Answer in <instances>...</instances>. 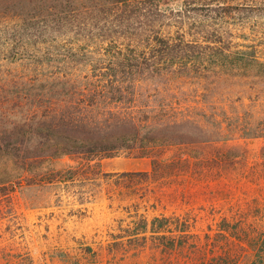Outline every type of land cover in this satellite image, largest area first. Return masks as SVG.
I'll list each match as a JSON object with an SVG mask.
<instances>
[{"label":"trees","instance_id":"16d2710c","mask_svg":"<svg viewBox=\"0 0 264 264\" xmlns=\"http://www.w3.org/2000/svg\"><path fill=\"white\" fill-rule=\"evenodd\" d=\"M175 1L0 0V194L24 180L94 182L100 161L124 152L150 156L151 169L118 175L164 177L209 159L202 145L264 136L259 45L167 20ZM179 1L184 11L234 2ZM65 156L76 164L50 166ZM84 187L71 191L80 203L96 197ZM133 231L173 250L188 228L179 218L141 217Z\"/></svg>","mask_w":264,"mask_h":264},{"label":"rangeland","instance_id":"374dc122","mask_svg":"<svg viewBox=\"0 0 264 264\" xmlns=\"http://www.w3.org/2000/svg\"><path fill=\"white\" fill-rule=\"evenodd\" d=\"M165 12L167 20L201 24L214 30L209 35L254 43L264 53V5L234 0L184 11L176 0ZM201 150L209 159L164 177L118 175L151 169L150 156L124 152L102 159L94 182L68 188L24 180L16 192L1 193L0 264H87L102 256L110 264H264V136L216 141ZM216 153L226 157L210 158ZM71 164L76 161L65 156L50 166ZM84 185L96 197L80 203L71 191ZM141 217L185 220V242L176 240L172 250L150 231L134 233Z\"/></svg>","mask_w":264,"mask_h":264},{"label":"crops","instance_id":"0c3cea01","mask_svg":"<svg viewBox=\"0 0 264 264\" xmlns=\"http://www.w3.org/2000/svg\"><path fill=\"white\" fill-rule=\"evenodd\" d=\"M109 258L108 257L104 258V256L95 257V258L90 259V261L88 259L87 264H110L111 261L109 260Z\"/></svg>","mask_w":264,"mask_h":264}]
</instances>
